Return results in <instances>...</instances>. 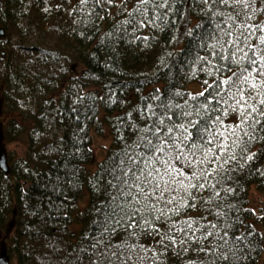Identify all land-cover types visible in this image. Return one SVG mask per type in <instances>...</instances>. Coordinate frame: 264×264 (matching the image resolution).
<instances>
[{
    "label": "trees",
    "instance_id": "16d2710c",
    "mask_svg": "<svg viewBox=\"0 0 264 264\" xmlns=\"http://www.w3.org/2000/svg\"><path fill=\"white\" fill-rule=\"evenodd\" d=\"M137 2L0 0V28L5 31L0 39V97L3 109L21 120L10 122L7 140L27 138L26 155L11 161L9 174L0 170V246L5 243L11 262L124 264L131 256L128 264H208L195 244L186 252L171 245L162 250L154 232L137 229L131 235L121 227L112 233L115 222L108 217L115 206L114 185L132 166L131 158L145 151L141 145L153 139L146 127L161 119V127H169V117L175 123L206 119L212 108L226 107L222 100L217 105L220 97L209 96V85L231 73L214 72L217 60L204 45L216 43L209 38L220 19L215 13L231 9L212 0H168L158 8L144 6L147 11L139 16L133 11ZM256 6L264 7V0ZM186 14L190 23L183 34ZM133 16L152 23L140 27L131 22ZM252 19L264 22V13ZM31 33L41 38L38 46H29ZM191 84L208 92L200 96L188 91ZM186 112L191 115L184 116ZM222 119L230 123L236 113ZM103 127L110 130L112 145L91 171L93 133L102 135ZM232 168L223 185L231 191L221 190L210 203L202 202L209 192H201L197 207L185 210L180 219L195 218L194 227L210 221L221 233L227 227L239 258L232 264H258L264 236L252 222L250 192L254 187L264 195V140H253ZM158 226L162 233L171 231L168 223ZM233 236L243 239L233 244ZM109 243L120 249L105 248ZM136 244L163 254L157 257L139 247L133 251L129 245Z\"/></svg>",
    "mask_w": 264,
    "mask_h": 264
},
{
    "label": "snow or ice",
    "instance_id": "6c2138e0",
    "mask_svg": "<svg viewBox=\"0 0 264 264\" xmlns=\"http://www.w3.org/2000/svg\"><path fill=\"white\" fill-rule=\"evenodd\" d=\"M114 2L108 0L109 4ZM167 2L138 0L133 11L143 16L147 11L144 6L151 3L158 8ZM203 2L207 4L208 0ZM80 3L86 5L89 0H80ZM256 3L257 0H212V4L231 9L215 13L220 19L214 33H209V38L216 43L204 45L212 49L210 54L217 60L212 65L214 72L231 73L209 85L212 88L209 96L220 97L217 105L222 100L226 107L212 108V114L206 119L175 123L169 117V127H161L164 123L161 119L159 124L144 129L151 133L153 139L141 145L145 151L139 157L131 158L132 166L122 172V178L114 185L117 194L111 199L115 206L110 205L112 212L108 217L115 222L111 226L112 233L121 227L129 230L131 235H136L137 229L154 232L159 237L156 243L162 250L171 245L173 248L179 246L186 252L190 244H195V251L209 258L208 264H217V261L232 264L233 258L239 259L229 243L227 227L221 233L217 225L210 221L194 227L198 223L195 218L180 217L185 210L197 207L201 192H209L208 199L202 202L210 203L213 198L220 197L221 190L231 191L224 189L223 185L228 173L233 170L232 165L243 158L253 140H264V136H257L258 131L264 132V22L252 19L257 12L264 13V7H257ZM131 22L140 27L152 23L146 18L136 21L135 16ZM217 48L220 50L217 51ZM208 63L211 64V61ZM210 74H214L211 69ZM205 92H208L207 88ZM205 92L199 95L204 96ZM204 108H208L207 103ZM218 111L221 115L215 114ZM229 112L236 113V119L226 124L222 115L226 116ZM183 115L190 116L191 113ZM254 156L255 153L248 155L247 159L251 160ZM220 215L217 212V216ZM158 223H168L171 231L162 233ZM177 233L180 234L179 240ZM104 235L102 232L101 238ZM241 239L240 236L231 237L233 244ZM99 242L100 238H97L92 248L96 249ZM104 247L120 249L119 244L109 243ZM129 247L133 251L139 247L157 257L163 254V251L156 253L153 247L142 244ZM111 256L119 259L116 252H112ZM129 260L131 256L124 264H128Z\"/></svg>",
    "mask_w": 264,
    "mask_h": 264
},
{
    "label": "rangeland",
    "instance_id": "374dc122",
    "mask_svg": "<svg viewBox=\"0 0 264 264\" xmlns=\"http://www.w3.org/2000/svg\"><path fill=\"white\" fill-rule=\"evenodd\" d=\"M116 4L121 5L123 2L121 0H115ZM190 19L188 14H186L182 24L181 32L184 34L189 27ZM41 39L39 35L32 34L28 40L29 46H38ZM78 69H81V67ZM188 91L194 93H200L203 91L200 85L191 84L186 86ZM103 120V116L101 117ZM17 120L21 124V120L17 115L9 113L7 110L3 109V100L0 97V129L3 134V140L0 143V152L6 155L8 165H10L13 159H18L19 157H24L27 151V138L22 136L18 138L15 142H10L7 140L8 133L11 131L10 122L12 120ZM13 134V133H12ZM93 151L95 154V163L90 166V170L94 171L96 169L97 163H100L106 156L107 151L112 145V136L108 127H103V134L99 135L97 132L93 133ZM250 208L253 211L254 219L252 220L255 228L262 233L264 236V195L261 194L256 188H252L250 192ZM11 264H17L16 261H12ZM258 264H264V254Z\"/></svg>",
    "mask_w": 264,
    "mask_h": 264
},
{
    "label": "water",
    "instance_id": "95a60500",
    "mask_svg": "<svg viewBox=\"0 0 264 264\" xmlns=\"http://www.w3.org/2000/svg\"><path fill=\"white\" fill-rule=\"evenodd\" d=\"M4 36H5V31L3 29H0V39H2ZM2 140H3V134L1 133V129H0V143ZM0 170L4 174L10 173V166L8 165L7 157L2 152H0ZM12 228L13 225L10 226L9 232H11ZM0 264H11V259L8 255L7 247L4 242H2L0 246Z\"/></svg>",
    "mask_w": 264,
    "mask_h": 264
},
{
    "label": "bare ground",
    "instance_id": "6f19581e",
    "mask_svg": "<svg viewBox=\"0 0 264 264\" xmlns=\"http://www.w3.org/2000/svg\"><path fill=\"white\" fill-rule=\"evenodd\" d=\"M0 29H2V28H0ZM4 30V29H3Z\"/></svg>",
    "mask_w": 264,
    "mask_h": 264
}]
</instances>
